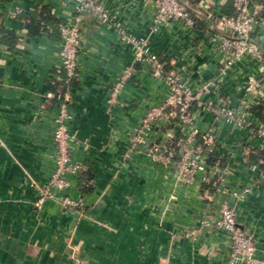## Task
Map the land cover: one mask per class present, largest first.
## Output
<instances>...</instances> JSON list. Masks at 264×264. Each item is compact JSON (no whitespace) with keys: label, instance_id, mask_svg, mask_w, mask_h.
<instances>
[{"label":"crops","instance_id":"crops-1","mask_svg":"<svg viewBox=\"0 0 264 264\" xmlns=\"http://www.w3.org/2000/svg\"><path fill=\"white\" fill-rule=\"evenodd\" d=\"M103 2L119 30L145 40L166 69L204 90V101L238 108L248 97V76L264 82L257 58L244 57L223 69L220 32L205 20L193 27L173 20L154 29L153 1ZM209 2L216 13L233 8L232 0ZM17 5L24 12L13 18L9 11ZM74 14L68 0L0 4V264H71L74 248L93 264H226V234L203 223L218 215L219 197L198 183L182 184L145 151L127 156L128 135L147 108L163 102L166 83L136 64L118 104L110 106L109 92L133 62L134 50L92 12L84 13L80 25L79 77L69 80L60 66L58 24ZM257 35L264 37V14ZM64 100L71 113L73 158L84 164L93 185L83 196L88 207L82 215L53 200L35 204V185L47 183L56 168L54 118ZM194 112L198 126L215 135L221 179L254 185L238 206V222L254 237L262 259L264 178L257 180L264 168L263 138L210 111L195 106ZM251 118L261 120L253 110ZM166 130L150 139L170 143V136H180ZM79 183L74 180L68 190L75 198Z\"/></svg>","mask_w":264,"mask_h":264},{"label":"built area","instance_id":"built-area-1","mask_svg":"<svg viewBox=\"0 0 264 264\" xmlns=\"http://www.w3.org/2000/svg\"><path fill=\"white\" fill-rule=\"evenodd\" d=\"M2 1L0 0V4ZM68 1L72 3L75 14L70 21H60L58 28L62 35L60 66L69 80L79 77L82 46L80 25L84 13L92 12L103 23L113 26L119 33L120 40L131 45L134 50L133 62L121 71L113 83L109 92V105L118 104L126 84L136 72V64L154 78L163 80L168 88L163 102L147 108L138 124L132 128L128 135L127 156L145 151L151 161L168 168L182 184L198 183L201 188L213 191V195L219 197L218 215L213 218L209 216L203 223L206 227L226 234V264H264V256L262 259L258 258L259 248L254 237L238 222V206L252 193L254 185H231L221 179L217 171L218 165L209 162L210 156L217 152L215 135L211 129L202 130L198 126L194 112L196 106L212 112L217 120L249 127L264 141V121H253L251 118L252 108L264 100V82L257 76L249 75L245 83L248 97L243 98L238 108H230L212 100L204 101V90L187 84L178 72L167 70L165 62L146 46L145 40L119 30L103 0ZM150 1L156 4L154 29L173 20H182L187 26H195L196 21L191 12L193 8L187 0ZM198 5L200 10H197V15L220 32L219 48L224 57L223 69L244 57H252L262 62L260 71L264 72V37L254 36L264 14V0H232L231 14L216 13L209 0H199ZM23 12L24 8L17 5L9 11V15L18 18ZM70 119L69 103L64 100L59 103V110L54 118L56 168L47 183L35 185L38 193L35 204L41 207L46 200H53L63 208L82 215L88 207L83 198L85 193L80 190V196L75 198L68 191L73 187V181H78L84 170V164L77 162L72 155L73 135L69 127ZM162 129H167V133L175 130L180 136H170V143L168 140L157 142L150 139L155 131ZM259 177L257 182L264 178V168ZM262 251L264 254V247Z\"/></svg>","mask_w":264,"mask_h":264},{"label":"trees","instance_id":"trees-1","mask_svg":"<svg viewBox=\"0 0 264 264\" xmlns=\"http://www.w3.org/2000/svg\"><path fill=\"white\" fill-rule=\"evenodd\" d=\"M190 4H191V6H192V10H191V12H192V15L194 16V18H195V21H196V24L197 23H199V22H201V17L200 16H198L197 15V10H200V7H199V5H198V3H199V0H187ZM231 13H233V8H232V11L231 12H229L228 14H231ZM49 16V15H48ZM39 24H41V23H39ZM195 24V25H196ZM215 30H217L216 28H215ZM163 62L165 61V60H163L162 58H160ZM167 67V64L165 63V68ZM168 70V69H167ZM252 110L259 116V118L261 119V120H263L264 121V102H261L259 105H257V106H255V107H253L252 108ZM218 161V158L216 157V153L215 154H212L211 156H210V158H209V162L210 163H215V162H217ZM86 175H85V173H84V171L81 173V175H80V177H79V181H80V190L83 192V193H88L90 190H92V188H93V185H92V180H91V178H87V177H85ZM89 179V180H88ZM81 180H83V182H81Z\"/></svg>","mask_w":264,"mask_h":264},{"label":"rangeland","instance_id":"rangeland-1","mask_svg":"<svg viewBox=\"0 0 264 264\" xmlns=\"http://www.w3.org/2000/svg\"><path fill=\"white\" fill-rule=\"evenodd\" d=\"M85 213V212H84ZM78 224H76L77 226ZM76 226L75 228L73 229V231L75 232V229H76ZM71 234V233H70ZM73 235V234H71ZM80 248H74V251L72 252L71 256L73 258V262L71 264H93V263H88V261L86 260H82L79 255L77 254L79 252ZM77 252V253H76Z\"/></svg>","mask_w":264,"mask_h":264}]
</instances>
